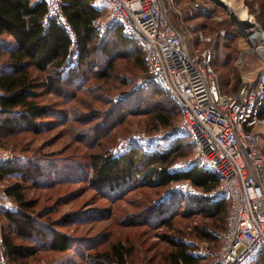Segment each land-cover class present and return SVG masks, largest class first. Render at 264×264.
<instances>
[{
  "label": "trees",
  "instance_id": "trees-1",
  "mask_svg": "<svg viewBox=\"0 0 264 264\" xmlns=\"http://www.w3.org/2000/svg\"><path fill=\"white\" fill-rule=\"evenodd\" d=\"M61 1L62 12L78 39V57L67 68L64 63L70 53L71 41L65 27L57 19L48 17L46 3L43 0H0V141L20 132L39 133L47 125L45 118L62 117L61 112L39 100L42 93L55 94L68 102L77 98L75 90L81 86H84L81 90L86 87V91L103 92L106 95L100 98L114 104L105 112L98 106L95 109L94 102L84 100L79 107L65 110L67 114L73 112L80 125H94L97 129L92 130L93 134L95 132L93 140L99 139L111 132L112 121L118 122L116 118L111 119L113 114L118 115L115 105L119 104L109 95L113 90L119 91L112 82L124 80L122 75L129 74L127 64H123L124 71L118 61L134 57V63L141 62L147 69L143 48L126 37L120 26L101 34L96 21L102 13L94 5L96 0ZM8 38L11 41H7ZM146 81V87L140 86L129 93L128 101L133 98L134 108L144 106L142 110L152 120L149 130L167 128L178 120L179 106L167 91ZM156 94H162L160 98L163 99H151ZM85 110L87 112H82ZM97 114L100 117L94 122ZM183 149L192 152L194 149L185 137L173 140L166 149L151 152L137 146L120 154L99 151L89 155L88 171L83 172L81 178H86L102 196L108 194L113 199L127 189L157 190L173 183L188 182L197 190L196 194L173 195L155 205L150 201L151 206L140 203L144 224H158L170 231L175 213L185 216L184 213L189 212L210 221L194 226L192 236L199 240H217L215 235L227 227L229 200L211 195L220 182L213 172L197 166L182 172L170 169L177 158L186 156ZM69 173L68 168L47 160L0 162V182L8 178L16 181L4 190L15 207L1 209L7 231L1 235L0 253L6 264L41 263L48 254L68 253L73 240L67 233L55 230L51 222L45 223L43 215L35 210V201L29 197L26 185L51 186L65 181ZM164 237L167 246L160 252L157 264H200V258L191 252L190 245L184 240ZM133 251L130 245L115 241L102 250L79 251V257H82L79 263L66 259L64 264H127ZM250 264H264V252L259 251Z\"/></svg>",
  "mask_w": 264,
  "mask_h": 264
},
{
  "label": "rangeland",
  "instance_id": "rangeland-1",
  "mask_svg": "<svg viewBox=\"0 0 264 264\" xmlns=\"http://www.w3.org/2000/svg\"><path fill=\"white\" fill-rule=\"evenodd\" d=\"M237 1L241 2L246 13L253 18L255 30L264 32V0ZM160 2L163 13L182 34L189 51L199 52L207 49L212 51L211 66L216 73L222 94L234 95L241 85L254 79L264 67V53L256 50L259 42L254 41L251 33L248 34L246 25L238 20V15L232 16L228 13L221 0H160ZM101 12L104 15L107 8L106 10L102 8ZM200 35L205 40H202ZM239 57L243 61L241 64L238 63ZM133 59L134 57L127 58L128 61H118L124 71L126 69L123 64H127L129 74L122 75L124 80L120 78L112 82L119 91L113 90L109 97L112 101H118L119 105H115L118 115L113 114L111 119L116 118L118 122L112 121L114 125L111 132L108 131L106 135L99 139L95 138L94 141L95 132L93 134L92 130L96 131L97 128L94 125H80L73 112L70 111V114L65 112L72 107H79V103L84 100L94 102L95 109L98 106L105 109L103 110L105 112L114 106L112 102L107 103L108 101L105 102L100 98L106 95L103 92L86 91V87L85 90H81L84 87L81 86L75 90L77 98L69 99L68 102L55 94L42 93L39 100L52 110L61 112L62 117L45 118L47 125L39 133L20 132L0 141V162L47 160L59 167L68 168L70 172L65 181L51 186L26 185L29 197L35 201V210L43 215L45 223L51 222L55 230L67 233L73 240L68 253L48 254L47 259L41 263L29 264H64L66 259L79 263L82 258L79 257V251L86 250L87 253L102 250L115 241L133 248L134 251L128 258L127 264H157L160 262V252L167 246L163 241L164 236L179 237L184 240L190 245L191 252L200 258V264H205L219 248L220 233L215 235L217 240H199L192 236L194 226L210 223L208 219H202L193 213L185 212V216L175 213L170 231L161 228L158 224L153 226L144 224L140 203L145 202L148 204L146 206H151L158 201H166L173 195L175 197L178 194L185 196L196 194L197 190L188 182L173 183L157 190L127 189L120 196L114 195L116 197L113 199L108 194L102 196L86 178H81L82 173L88 171V157L92 153L108 150L113 154H120L133 146L151 152L166 149L173 140L177 139V137L168 140L165 137L161 139L157 137L147 140L138 136V134H160L164 128L149 130L152 127V120L142 110L144 106L139 105L134 108L131 103L133 98L128 101L131 91L147 85L145 65L141 62L134 63L135 59ZM123 82L124 85L121 84ZM113 86L110 87L114 88ZM74 88L73 86L72 89ZM161 95L156 94L151 99L162 100ZM160 104L164 103L161 101ZM92 110L93 108L90 109ZM99 117L100 114H97L94 122ZM183 151L186 156L179 157L172 163L170 167L172 171L177 162L192 154L190 149ZM15 182L14 178L0 182V241L3 231H7L1 209L15 207L14 203L5 196L4 190ZM150 201L153 204L149 205ZM182 208H185V205ZM65 216L71 218L65 219ZM251 259L253 258L245 264H250ZM2 263L6 264L1 252L0 264Z\"/></svg>",
  "mask_w": 264,
  "mask_h": 264
},
{
  "label": "built area",
  "instance_id": "built-area-1",
  "mask_svg": "<svg viewBox=\"0 0 264 264\" xmlns=\"http://www.w3.org/2000/svg\"><path fill=\"white\" fill-rule=\"evenodd\" d=\"M43 1L48 17L57 19L69 35L67 68L78 57L77 35L62 12V1ZM103 3L107 12L97 19L98 29L105 34L120 26L126 37L137 42L145 52L146 79L167 91L180 109L178 120L160 134L138 136L188 138L193 152L173 171L197 166L213 172L220 182L211 195L229 200L220 246L205 264H245L264 252V67L234 95L222 94L211 66L212 51H189L182 34L163 13L160 0ZM242 62L239 57L238 63Z\"/></svg>",
  "mask_w": 264,
  "mask_h": 264
},
{
  "label": "bare ground",
  "instance_id": "bare-ground-1",
  "mask_svg": "<svg viewBox=\"0 0 264 264\" xmlns=\"http://www.w3.org/2000/svg\"><path fill=\"white\" fill-rule=\"evenodd\" d=\"M226 6V9L228 13L232 16L238 15V20L246 25V31H248V34L251 33V37L254 39V41H257L259 43L256 50L261 51L264 53V32L255 30V22L253 18L246 13V11L243 9L241 2L237 0H221ZM254 28H252V27Z\"/></svg>",
  "mask_w": 264,
  "mask_h": 264
},
{
  "label": "crops",
  "instance_id": "crops-1",
  "mask_svg": "<svg viewBox=\"0 0 264 264\" xmlns=\"http://www.w3.org/2000/svg\"><path fill=\"white\" fill-rule=\"evenodd\" d=\"M95 7L96 8H98V9H102V8H104L105 10H106V6H105V4L103 3V0H96V2H95ZM102 13V12H101ZM9 40H10V38H8Z\"/></svg>",
  "mask_w": 264,
  "mask_h": 264
}]
</instances>
